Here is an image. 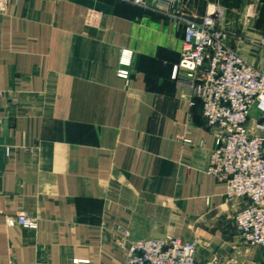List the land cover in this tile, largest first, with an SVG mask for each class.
I'll return each instance as SVG.
<instances>
[{
    "label": "crops",
    "instance_id": "0c3cea01",
    "mask_svg": "<svg viewBox=\"0 0 264 264\" xmlns=\"http://www.w3.org/2000/svg\"><path fill=\"white\" fill-rule=\"evenodd\" d=\"M216 6L227 43L256 67L264 0ZM87 9L101 13L97 26ZM185 26L123 0H9L0 14V264H120L126 240L197 243V264H264L243 243L224 184L206 173L214 135L184 75ZM236 36L242 41L235 39ZM130 60L127 79L117 76ZM26 213L36 229L17 224ZM128 230L127 239L117 229ZM120 240V242H118ZM122 245V246H120Z\"/></svg>",
    "mask_w": 264,
    "mask_h": 264
},
{
    "label": "built area",
    "instance_id": "2783aa9c",
    "mask_svg": "<svg viewBox=\"0 0 264 264\" xmlns=\"http://www.w3.org/2000/svg\"><path fill=\"white\" fill-rule=\"evenodd\" d=\"M123 1L160 11L184 24L180 59L172 77L184 75L192 95L200 98L205 125L214 135L206 173L224 184L226 201L242 202L233 215L241 241L264 248V36L248 41L262 56L263 65L256 67L227 43L216 6L208 7L197 20L183 15L182 0ZM8 3L0 0V14ZM100 19L101 13L95 9L84 14L88 26H97ZM235 39L242 41L239 36ZM119 63L122 67L117 69V76L127 79L130 60L121 57ZM3 95L0 90V97ZM0 146L6 155L12 151L1 142ZM16 222L36 229L38 218L19 213ZM117 229L123 235L120 240L127 239L128 230ZM126 241L120 264H197L195 240L167 234Z\"/></svg>",
    "mask_w": 264,
    "mask_h": 264
},
{
    "label": "rangeland",
    "instance_id": "374dc122",
    "mask_svg": "<svg viewBox=\"0 0 264 264\" xmlns=\"http://www.w3.org/2000/svg\"><path fill=\"white\" fill-rule=\"evenodd\" d=\"M259 36H264V34L261 33V34H259Z\"/></svg>",
    "mask_w": 264,
    "mask_h": 264
}]
</instances>
